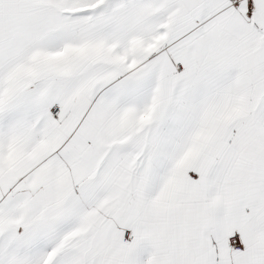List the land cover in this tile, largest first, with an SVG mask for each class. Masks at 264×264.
I'll return each mask as SVG.
<instances>
[{
  "label": "snow or ice",
  "instance_id": "obj_1",
  "mask_svg": "<svg viewBox=\"0 0 264 264\" xmlns=\"http://www.w3.org/2000/svg\"><path fill=\"white\" fill-rule=\"evenodd\" d=\"M0 264H264V0H0Z\"/></svg>",
  "mask_w": 264,
  "mask_h": 264
}]
</instances>
